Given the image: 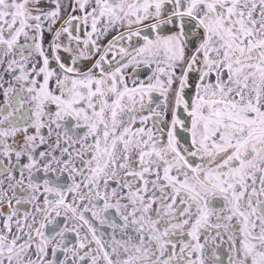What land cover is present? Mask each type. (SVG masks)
Listing matches in <instances>:
<instances>
[{"label": "snow or ice", "instance_id": "obj_1", "mask_svg": "<svg viewBox=\"0 0 264 264\" xmlns=\"http://www.w3.org/2000/svg\"><path fill=\"white\" fill-rule=\"evenodd\" d=\"M0 264H264V0H0Z\"/></svg>", "mask_w": 264, "mask_h": 264}]
</instances>
